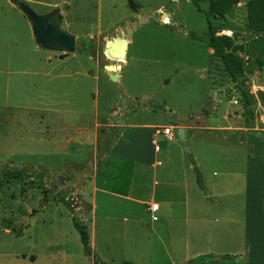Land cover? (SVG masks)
<instances>
[{
  "label": "rangeland",
  "instance_id": "1",
  "mask_svg": "<svg viewBox=\"0 0 264 264\" xmlns=\"http://www.w3.org/2000/svg\"><path fill=\"white\" fill-rule=\"evenodd\" d=\"M244 1L217 21L235 42L250 37ZM25 2L37 13L54 7L63 11L61 27L74 35L78 45L62 58L61 52L39 47L14 2L0 0V134L20 130L23 127L15 120L26 121L27 116L37 120L53 103L65 111L67 126H84L77 136L85 139L90 134L96 161L126 124L130 125L125 129L126 143L122 140L120 145L135 154L136 150L145 153L152 130L141 124H147L170 126L173 135L172 140L155 135L161 148L157 159L168 156L178 162L182 156L189 163L178 128L185 130L191 143L205 140L203 133L209 131L212 137L205 136L214 142L232 143L230 135L237 126L264 125V70L257 67L261 60H247L253 71L245 73L241 82H231L220 62L211 57L206 39L190 36L205 31L207 0L199 2V9L189 0ZM151 12L149 20L131 33L125 58L117 61L119 81H110L101 68L112 59L102 52L104 40L122 35V24L132 16ZM161 14H165L163 21H159ZM241 89L247 93L248 105L243 104ZM23 102L39 110H27ZM84 166L68 167L67 183L61 185L58 170L0 162V264H89L90 251L82 250L69 216L82 217L77 212V191L90 171ZM192 173L199 175L197 170ZM61 194L70 199L71 208Z\"/></svg>",
  "mask_w": 264,
  "mask_h": 264
},
{
  "label": "crops",
  "instance_id": "2",
  "mask_svg": "<svg viewBox=\"0 0 264 264\" xmlns=\"http://www.w3.org/2000/svg\"><path fill=\"white\" fill-rule=\"evenodd\" d=\"M22 106L39 110L28 102ZM47 106L37 120L17 119L23 128L0 134V162L27 163L68 176V167L89 168L77 191L89 264L95 258L104 264H264V125L234 129L245 135L250 150L239 142H214L205 136L211 131L193 143L185 137L196 176L182 156L178 162L168 156L157 159L161 148L155 151L151 139L160 133L154 125L141 124L152 130L145 153L120 145L126 143V124L96 161L90 134L77 136L84 126H67L65 111L53 103ZM162 136L173 139L171 130L169 138ZM152 202L157 204L155 220L147 210ZM198 255L205 257L190 261Z\"/></svg>",
  "mask_w": 264,
  "mask_h": 264
},
{
  "label": "trees",
  "instance_id": "3",
  "mask_svg": "<svg viewBox=\"0 0 264 264\" xmlns=\"http://www.w3.org/2000/svg\"><path fill=\"white\" fill-rule=\"evenodd\" d=\"M14 2L16 0H10ZM195 8L199 9V2L201 0H189ZM240 0H207V6L203 10L206 28L202 35H197L190 32L193 39L199 40L201 37L206 39L207 46L211 49V57L217 59L225 76L231 82H241L245 73H251L252 67H248L246 61L249 59L261 60L258 68L264 67V0H245V21L246 28L250 33V37L246 41L235 42L233 36L226 33H221L222 27L217 22L223 20L225 15L239 2ZM86 49V48H85ZM84 48H81L85 52ZM240 96L244 105L249 104L247 93L240 90ZM252 127V126H248ZM230 137L232 141L241 144L247 150H250V145L246 141L245 135L239 130L234 131ZM11 176H16L14 171L8 173ZM18 174V173H17ZM198 185L205 190L200 180L197 179ZM63 202L70 207V199H65V195L61 194ZM73 209H71V212ZM71 223L78 233V238L82 250L89 252L88 235L86 225L82 220H79L74 214L71 215ZM205 257V255H198L191 258V262ZM225 257H232L225 255ZM92 264H104L98 259H94Z\"/></svg>",
  "mask_w": 264,
  "mask_h": 264
},
{
  "label": "water",
  "instance_id": "4",
  "mask_svg": "<svg viewBox=\"0 0 264 264\" xmlns=\"http://www.w3.org/2000/svg\"><path fill=\"white\" fill-rule=\"evenodd\" d=\"M14 5L18 10L27 18L30 24V30L32 38L35 43L44 49L51 51L61 52L58 57L62 58L70 52L75 50L78 45L73 34L69 33L61 27V19L63 11H59L58 7H54L52 10L37 13L32 10L25 0H16ZM61 6V5H60ZM153 13L145 15H134L128 23L122 24V35L109 36L103 42L102 52L106 57L112 58L111 62L103 64L102 69L106 71L107 77L110 81L118 82L119 76L116 72L117 61L123 60L126 55L128 39L131 33L143 23H146ZM165 14L159 16V21H163ZM221 33H224L221 31ZM264 70V67L262 68ZM220 94V92H218ZM108 121V118L106 119ZM103 132V131H102ZM178 139L182 145V148L189 160L193 170H196L194 161L189 151V146L185 141L184 129H178ZM66 175L64 171H60L56 174V179L59 184L67 183L65 179ZM78 213L83 212V201L79 200ZM75 212V211H74ZM189 261H183L178 264H187Z\"/></svg>",
  "mask_w": 264,
  "mask_h": 264
},
{
  "label": "built area",
  "instance_id": "5",
  "mask_svg": "<svg viewBox=\"0 0 264 264\" xmlns=\"http://www.w3.org/2000/svg\"><path fill=\"white\" fill-rule=\"evenodd\" d=\"M155 133H160L166 137H170V127L169 126H162V127H157L155 129ZM151 143L153 145V149L156 151L158 150V145L156 144V141L152 138ZM157 209V204L155 202L149 203L147 206V210L149 211L150 219L155 220L156 215H155V210Z\"/></svg>",
  "mask_w": 264,
  "mask_h": 264
},
{
  "label": "flooded vegetation",
  "instance_id": "6",
  "mask_svg": "<svg viewBox=\"0 0 264 264\" xmlns=\"http://www.w3.org/2000/svg\"><path fill=\"white\" fill-rule=\"evenodd\" d=\"M81 48H84L85 49V44H84V46H82ZM111 60V59H110Z\"/></svg>",
  "mask_w": 264,
  "mask_h": 264
}]
</instances>
